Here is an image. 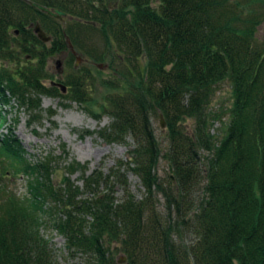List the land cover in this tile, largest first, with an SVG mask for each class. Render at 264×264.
<instances>
[{
  "label": "trees",
  "instance_id": "trees-1",
  "mask_svg": "<svg viewBox=\"0 0 264 264\" xmlns=\"http://www.w3.org/2000/svg\"><path fill=\"white\" fill-rule=\"evenodd\" d=\"M103 1L99 8L87 6L89 11L127 56L141 57L145 67L143 77L136 74L137 84L132 81L124 95L109 99L113 123L99 136L109 144L134 142L127 166L139 178L143 198L135 200L123 180L122 203L116 204L112 193L98 197L100 187L107 190V178L96 173L85 179L83 193L70 176L84 178L85 168L73 163L56 184L54 161L31 164L9 132L0 138V264H57L39 232L43 219L51 220L71 254L90 256V264H117L107 248L115 240L125 264H264V40L257 38L264 18L257 7L263 1L156 0L157 9L150 0ZM29 3L0 0L1 53L8 54L9 29L25 32L23 25L34 17L55 22ZM42 3L53 9L48 0ZM57 6L81 21L88 14L65 1ZM54 37L62 50L68 49L66 41L60 42L64 38L72 44L63 32ZM30 40L40 44L35 36ZM43 72L18 69L10 75L0 69L1 105H7L8 94L35 111L37 97L62 94L56 87L46 89ZM82 82L74 79L71 92V100L81 105L88 99ZM224 83L230 86L231 105L226 130L217 140L207 111ZM153 113L164 117L168 129L164 158L173 173L168 189L155 176L160 150ZM187 119L193 121L190 135L179 130ZM4 158L10 172L26 177L28 197L22 202L2 189L8 172L2 168ZM200 178L202 196L194 199ZM159 196L165 203L163 219L156 211ZM48 201L53 207L45 209ZM186 235L192 242L186 243Z\"/></svg>",
  "mask_w": 264,
  "mask_h": 264
},
{
  "label": "rangeland",
  "instance_id": "rangeland-1",
  "mask_svg": "<svg viewBox=\"0 0 264 264\" xmlns=\"http://www.w3.org/2000/svg\"><path fill=\"white\" fill-rule=\"evenodd\" d=\"M28 1L38 5L43 4L42 0ZM48 1L56 10H59L57 4L65 1L75 5L76 8L85 7L88 14L84 16L83 21L68 15L62 20L63 22L34 17L31 22L23 25L25 32H18L17 35L13 32L19 29H9V36L4 45L8 54L5 55L0 51V69L6 70L11 75L18 69L20 72H27L42 68L44 79L41 83L46 89H53L50 86L52 82L59 83L65 87V93L57 97L44 94L37 97L40 106L35 111L21 107L15 99L5 94L8 103L4 106L0 103V138L12 132L21 144L24 158L31 164H37L43 159L53 160L55 170L52 171L51 179L56 184L64 176L63 169L73 163L85 168L84 178L80 173L70 176V182L80 191L83 192L85 179L91 173H96V175L101 174L102 178H107L105 182L107 190L105 186L100 187L96 191L99 193L98 197L112 193L116 204L122 203L125 192L120 183L123 180L129 194L139 201L143 198L144 190L139 178L127 166L131 159L130 153L135 148L134 142L128 138L122 143L109 144L100 138L99 133L113 123L110 116L111 109L106 106V104L109 105V99L124 95L130 89L132 81L137 84L136 74L143 77L145 63L141 57L138 60L128 57L106 30L107 28L104 29L89 11L90 4L99 8L97 3L104 5L103 0ZM150 1L151 7L157 9V1ZM262 1L263 4L257 7L259 15L264 14V0ZM35 24L40 25L45 35L51 39L50 42L43 44L38 41L40 44H37L30 40L31 35L34 36ZM61 32L66 37H72V51L66 48L60 49L56 42L58 39L54 36L57 34L59 37ZM257 38L264 40V18L258 27ZM65 41L64 38L60 42L65 43ZM72 52L74 54H71ZM73 78H81L83 81L82 89L88 99L82 105L71 100ZM230 105V86L224 83L217 89L207 111L212 120H215L214 123L212 120L209 123H211V134L217 140L223 137L226 130ZM150 122L153 136L160 150V158L155 169L156 180L163 189H168L169 179L173 181V173L170 164L164 158L168 151L167 124L159 113L150 115ZM192 128L193 121L187 119L181 124L179 130L190 135ZM206 155L203 154V157ZM2 165V168L8 171L5 173V179L3 178L2 189L7 190L21 202L26 200L28 197L26 177L10 172L8 159L3 160ZM203 186L204 181L200 178L194 199L202 196ZM52 207L53 203L48 201L45 209ZM54 207L60 210L57 206ZM156 211L161 219L165 218V203L160 196L157 199ZM39 232L48 242L53 260L57 264H90L92 261L88 255L71 254L64 238L53 229L51 220L43 219ZM184 239L188 244L194 238L186 235ZM107 244L110 258L117 263L124 261L123 264H125L118 241Z\"/></svg>",
  "mask_w": 264,
  "mask_h": 264
},
{
  "label": "water",
  "instance_id": "water-1",
  "mask_svg": "<svg viewBox=\"0 0 264 264\" xmlns=\"http://www.w3.org/2000/svg\"><path fill=\"white\" fill-rule=\"evenodd\" d=\"M31 6L37 10H39L41 13L47 15L48 17H51L53 19H56L58 21H62L63 18L65 17V14L61 13L60 11L57 10H48L44 7H41L39 5L36 4H31ZM33 32L36 36V38L43 44H46L48 42H50V38L47 37L45 35V33L41 30L39 25H36L33 29ZM15 35H17V32H15ZM68 48L72 51V46L70 45L69 42H67ZM72 54H74V52H72ZM78 60V59H77ZM51 86H55L61 89L62 93H65V87L61 86L60 84H56V83H51ZM161 127H163V124L161 123ZM124 261H119L118 264H123Z\"/></svg>",
  "mask_w": 264,
  "mask_h": 264
},
{
  "label": "bare ground",
  "instance_id": "bare-ground-1",
  "mask_svg": "<svg viewBox=\"0 0 264 264\" xmlns=\"http://www.w3.org/2000/svg\"><path fill=\"white\" fill-rule=\"evenodd\" d=\"M42 30V29H41ZM43 31V30H42Z\"/></svg>",
  "mask_w": 264,
  "mask_h": 264
}]
</instances>
